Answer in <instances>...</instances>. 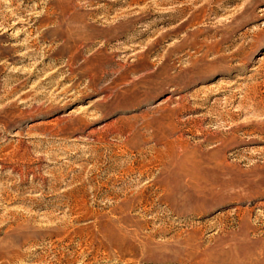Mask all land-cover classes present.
<instances>
[{
    "label": "rangeland",
    "instance_id": "rangeland-1",
    "mask_svg": "<svg viewBox=\"0 0 264 264\" xmlns=\"http://www.w3.org/2000/svg\"><path fill=\"white\" fill-rule=\"evenodd\" d=\"M0 264H264V0H0Z\"/></svg>",
    "mask_w": 264,
    "mask_h": 264
}]
</instances>
